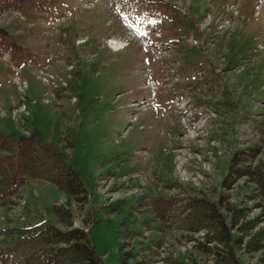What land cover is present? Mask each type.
<instances>
[{"label":"rangeland","instance_id":"rangeland-1","mask_svg":"<svg viewBox=\"0 0 264 264\" xmlns=\"http://www.w3.org/2000/svg\"><path fill=\"white\" fill-rule=\"evenodd\" d=\"M21 1L0 0L18 5L0 9V44L12 48L0 52V133L15 139L18 177L20 139L36 135L64 154L87 199L24 177L8 202L25 205L0 206L3 258L20 229L64 228L59 204L103 264H215L222 245L186 221L196 198H224L229 218L245 209L241 222L259 220L249 234L264 227V0ZM113 37L126 43L111 49ZM240 150L243 169L229 176ZM242 237L240 262L264 264V248L248 252Z\"/></svg>","mask_w":264,"mask_h":264},{"label":"trees","instance_id":"trees-1","mask_svg":"<svg viewBox=\"0 0 264 264\" xmlns=\"http://www.w3.org/2000/svg\"><path fill=\"white\" fill-rule=\"evenodd\" d=\"M17 6L9 2L0 3V9L5 10L16 9ZM18 147L17 155L21 175L53 182L60 190L74 197L78 202L86 201L87 192L80 175L71 164L67 163L64 154L54 145L43 141L36 135H29L20 139ZM0 149L7 152L0 156V203H3L7 197L14 195L22 187L24 176H21L20 182L15 183V140L11 135L0 133ZM242 153L241 150L236 151L232 156L228 170L229 176L243 169L239 166L244 157ZM244 174L248 175V172ZM256 182L261 185L264 183L262 174ZM170 202L171 200H168L166 203ZM162 203L161 200L153 207L155 212L162 213L168 208L167 204ZM223 209L227 212L231 211L230 207L224 203V198H220L217 202L206 201L202 198L192 199L188 210H193V212L188 214L186 221L205 229L206 237L210 242L222 245L226 252L215 256V264H242L236 255L235 246L243 244L242 235H245L249 237L246 242L248 252L262 250L264 248V227L249 234L248 232L256 227L258 219L241 222L247 214L245 209L236 210L235 215L230 218L222 212ZM53 210L64 228L42 223L25 230L20 229L24 231L23 235L27 236L17 243L11 253L22 257L24 264H42L40 253L45 254L48 262H53V264H103L94 248L88 244L87 232L74 226L73 213L69 205H54ZM234 229L241 235L236 236L233 233ZM173 264L186 263L174 261Z\"/></svg>","mask_w":264,"mask_h":264},{"label":"bare ground","instance_id":"bare-ground-1","mask_svg":"<svg viewBox=\"0 0 264 264\" xmlns=\"http://www.w3.org/2000/svg\"><path fill=\"white\" fill-rule=\"evenodd\" d=\"M112 39H114V38H111V40H112ZM111 40H110V42H111ZM115 40H117V39H115ZM117 41L122 42L123 44H125V42H123V41H120V40H117ZM117 41H112L111 43L114 44V46H116L117 49H118V48L122 47V46H120V45H122V44H121V43H118ZM109 47H110V44H109ZM112 47H113V46H112Z\"/></svg>","mask_w":264,"mask_h":264}]
</instances>
